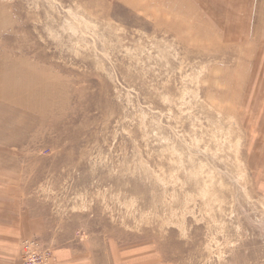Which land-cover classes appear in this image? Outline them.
I'll return each mask as SVG.
<instances>
[{"label":"rangeland","instance_id":"rangeland-1","mask_svg":"<svg viewBox=\"0 0 264 264\" xmlns=\"http://www.w3.org/2000/svg\"><path fill=\"white\" fill-rule=\"evenodd\" d=\"M263 149L264 0H0V204L51 226L21 264H264Z\"/></svg>","mask_w":264,"mask_h":264},{"label":"crops","instance_id":"crops-1","mask_svg":"<svg viewBox=\"0 0 264 264\" xmlns=\"http://www.w3.org/2000/svg\"><path fill=\"white\" fill-rule=\"evenodd\" d=\"M50 230L44 207L22 206L18 201L1 203L0 264H21L17 257L18 238H29L33 235L45 237L51 234ZM88 254L85 261L72 249L61 248L53 253L51 264H114L111 252H104L100 258H97L95 251L89 250Z\"/></svg>","mask_w":264,"mask_h":264},{"label":"built area","instance_id":"built-area-1","mask_svg":"<svg viewBox=\"0 0 264 264\" xmlns=\"http://www.w3.org/2000/svg\"><path fill=\"white\" fill-rule=\"evenodd\" d=\"M28 259L30 261H37L40 259V256H37L36 254H32L31 256H28Z\"/></svg>","mask_w":264,"mask_h":264},{"label":"bare ground","instance_id":"bare-ground-1","mask_svg":"<svg viewBox=\"0 0 264 264\" xmlns=\"http://www.w3.org/2000/svg\"><path fill=\"white\" fill-rule=\"evenodd\" d=\"M17 90V89H16Z\"/></svg>","mask_w":264,"mask_h":264}]
</instances>
